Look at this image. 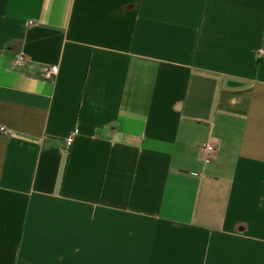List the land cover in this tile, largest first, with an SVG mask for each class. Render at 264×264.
I'll return each mask as SVG.
<instances>
[{
  "label": "crops",
  "instance_id": "crops-1",
  "mask_svg": "<svg viewBox=\"0 0 264 264\" xmlns=\"http://www.w3.org/2000/svg\"><path fill=\"white\" fill-rule=\"evenodd\" d=\"M0 264H264V0H0Z\"/></svg>",
  "mask_w": 264,
  "mask_h": 264
},
{
  "label": "built area",
  "instance_id": "built-area-1",
  "mask_svg": "<svg viewBox=\"0 0 264 264\" xmlns=\"http://www.w3.org/2000/svg\"><path fill=\"white\" fill-rule=\"evenodd\" d=\"M58 71H59V67L56 64L55 65H52V66H47L44 69V75L48 79H51V78H53L58 73ZM32 75L35 76L36 73H32ZM1 129H5V127H2ZM66 143H67V146L70 147L72 145V143H73V137L67 138ZM202 147L205 150L209 151V152H212V151L216 150V147L213 144H211V143H204L202 145Z\"/></svg>",
  "mask_w": 264,
  "mask_h": 264
}]
</instances>
